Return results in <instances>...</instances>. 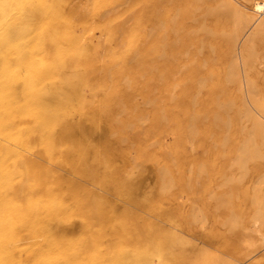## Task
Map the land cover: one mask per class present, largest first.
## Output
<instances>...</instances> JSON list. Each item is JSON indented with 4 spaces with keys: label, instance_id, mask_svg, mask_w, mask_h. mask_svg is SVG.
I'll list each match as a JSON object with an SVG mask.
<instances>
[{
    "label": "bare ground",
    "instance_id": "obj_1",
    "mask_svg": "<svg viewBox=\"0 0 264 264\" xmlns=\"http://www.w3.org/2000/svg\"><path fill=\"white\" fill-rule=\"evenodd\" d=\"M242 3L0 0V264L160 258L180 239L164 220L182 223L166 201L186 204V227L203 216L210 153L233 188L209 192L232 233L228 154L261 168L246 200L264 237V11L250 7L264 0Z\"/></svg>",
    "mask_w": 264,
    "mask_h": 264
},
{
    "label": "rangeland",
    "instance_id": "obj_2",
    "mask_svg": "<svg viewBox=\"0 0 264 264\" xmlns=\"http://www.w3.org/2000/svg\"><path fill=\"white\" fill-rule=\"evenodd\" d=\"M241 2H243L242 4H244V3L247 4V5L250 4V0L249 1L241 0ZM216 3L217 4L221 3V0H216ZM250 7L253 10H255V11H264V9H263L264 7H261L260 5H257V4L256 5H250ZM242 37L244 39L247 38V36H242ZM263 37H264V35H263ZM263 37L258 39V41L256 42V44L253 47L252 76L254 78L255 77L257 78L259 95H261L263 97V100H264V77H263L264 76V39H263ZM244 39H243V41H245ZM243 41H241V43ZM261 58H262V60H261ZM255 61H256V63H255ZM262 87H263V89H262ZM263 115H264V113H263ZM188 147H189V145H186V149H188ZM123 149H126V147L124 146ZM231 154H228L229 156L227 157L228 161L230 160L229 163L231 164L230 169H229V171H230L229 173L234 178H237L238 181L240 180L238 182V185L239 186L241 185L240 189H239V186H238V191L241 194L240 198L237 199V196H232L233 198L231 199V202L233 203V208H231V210L234 211L235 213H238V215H239V219H238L239 221H237L236 224H235L236 225L235 227H237L236 228L237 232H235L236 229H234V233L235 234L232 233L233 231L228 230L229 229L228 228L229 227L228 224H224L223 223L224 224L223 225L220 222V218H221L220 215L222 213L220 212V210L217 211L215 209V203H214L215 200H213L211 198V196H210L209 192H211V190L212 191L215 190V192H228L230 194V192H232L230 190L233 189L231 187H229V188L224 187V186L222 187L223 176H222V172L219 170L220 164L222 163L221 162L222 159H220V161H219V159H217V157L214 154L210 153L204 159V163L207 165V172L203 175V177H204L203 183L204 184L201 187V190L199 192V195H201V203H200V205H202L201 207L203 208L202 209L203 210L202 211V215L204 216V217L201 216V218L203 217V219L199 218V221H197L195 223L196 225L194 224L190 228L186 227V225L185 226L183 225V221H182V219L184 218L185 212H186V211H184V210H186V207H187L186 204L184 205V203L180 202L179 200H174V201L173 200H168V201L165 202V203L168 202L167 203L168 207L172 205L171 206L172 208L170 207L169 209L172 210L173 213H175V215H176L177 219L179 220V222H182V223H179L181 225L180 226L177 223L176 224H172V223L169 224L170 222L164 220L165 227L167 229H169V230L171 229V231L174 232L176 235H178V237L181 240H182V237L184 238V240L186 239L185 234L188 235L187 238H188L189 241L193 242V241L197 240V242L199 243V246L195 247V248H192L188 240H187L188 243H187V241H185L184 243L181 244V240L180 239H175L174 242L171 243V245L169 246L168 250H163L162 255L160 256V258H158V257H156L154 255H151L148 258V261H147L148 264H198V263L199 264H220V263L221 264H226V263H228V261H229V263L231 262L232 264L233 263L234 264H254V263L255 264H264V245H263L264 240H263V243L260 242L262 240V238L264 239V237H262V232L261 231H257V229L259 227L258 226L259 223L258 222L255 223V221L252 219V217H251L252 212L249 211L248 206H247V200H246L247 194L249 193L250 189L252 188L251 186H253L255 178H257V176H259V174L261 172V168L259 166L257 167V165H255V164H251L250 163L249 164V169L247 168V171L244 172L241 169V167L239 169L238 166H240V165L238 164V162L232 163V159H233L234 156L236 157V155H235L236 153L234 154V152H233ZM230 157H231V159H230ZM250 165H252V166H250ZM241 170H242V172H241ZM251 174H253V176ZM205 177H207V179H205ZM218 177H219V179H218ZM239 177H240V179H239ZM250 177H252V178H250ZM252 180H254V181H252ZM219 182L221 183V186H219L220 185ZM233 195H235V194H233ZM206 196H208L209 198L206 197ZM245 200H246V202H245ZM177 201L179 203H177ZM238 202H240V203H238ZM175 204H176V206H175ZM239 204L240 205L243 204L241 206V208H240ZM173 205H174V207H173ZM204 206H205V208H204ZM212 206H214V207H212ZM176 207H178V208H176ZM174 208H175V210H174ZM179 208H180V211H179ZM182 209H183V211H182ZM205 209L208 210V212ZM178 211L181 212V213L178 214ZM218 215H219V217H218ZM214 216H215V218H213ZM246 216H248V217H246ZM212 219L214 220L215 224L213 223ZM245 219L247 221H249L250 224H251V222H254V223H252L250 225L249 222H247ZM201 221H202V226L200 224ZM245 221H246V223H248L247 225H246ZM217 223H218V225H217ZM220 223H221V226H220ZM241 225L242 226L244 225L243 227H245V228H243ZM173 226L175 228H173ZM196 226H197V228H196ZM216 226H217V229H215ZM249 226H251V227H249ZM254 226H256L257 229H255ZM185 227L188 230L185 231ZM198 227H200V228L198 229ZM239 227L241 228V230H240ZM193 228H194V230H193ZM201 229H203V230H201ZM227 230H228V232L230 231L231 233L230 232L228 233ZM215 231H216V234L214 233ZM223 231H225V232H223ZM254 232H256V233H254ZM247 233H249V234H247ZM250 233H252V234H250ZM242 235H244V236H242ZM189 236H190L191 239L189 238ZM235 237H238V238L235 239ZM259 237L261 238V240H260ZM227 239H229V240H227ZM225 243H226V245H224ZM230 243H231V245H230ZM184 248H186V249H184ZM207 249L209 251H207ZM184 253H186V254H184ZM220 253H221V255H220ZM230 253H232V254H230ZM207 254L210 256V258H208L209 256H207ZM182 255L185 256V257H183ZM168 256H170V257H168ZM168 260H170V261H168ZM221 260H222V262H220ZM199 261H201V262H199ZM176 262H178V263H176Z\"/></svg>",
    "mask_w": 264,
    "mask_h": 264
}]
</instances>
